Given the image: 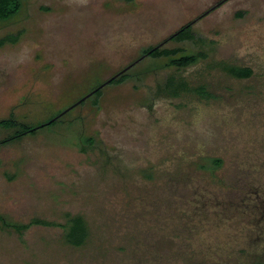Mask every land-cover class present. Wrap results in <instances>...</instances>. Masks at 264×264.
I'll use <instances>...</instances> for the list:
<instances>
[{"label":"rangeland","instance_id":"rangeland-1","mask_svg":"<svg viewBox=\"0 0 264 264\" xmlns=\"http://www.w3.org/2000/svg\"><path fill=\"white\" fill-rule=\"evenodd\" d=\"M195 19L202 41L164 47L205 52L181 73L214 96L158 97L176 69L144 50ZM9 35L0 120L65 114L0 146V214L59 224L80 214L90 237L74 247L61 226L0 228V264L264 260V0H23L0 22ZM220 63L254 73L235 78ZM128 66L127 80L74 106ZM15 131L0 127V139Z\"/></svg>","mask_w":264,"mask_h":264},{"label":"trees","instance_id":"trees-1","mask_svg":"<svg viewBox=\"0 0 264 264\" xmlns=\"http://www.w3.org/2000/svg\"><path fill=\"white\" fill-rule=\"evenodd\" d=\"M222 2H220L221 4ZM23 0H0V22L10 20L15 17L22 8ZM215 8V7H214ZM212 8V9H214ZM208 12L202 14L197 19H200ZM196 22V19L190 21L189 23L183 25L180 29L170 35L166 40L161 44L150 46L144 50V54L147 57H152L159 59L161 57H167L168 63L167 67H174L176 72L169 75L163 83L157 85L156 96L163 98H180L184 96H194L202 100L211 99L214 95L209 90V86L205 83H195L194 79L191 76H186L181 73V71L194 66L206 59L207 54L203 51L198 52H186L184 48H168L164 45L169 41H202L201 38L197 37L193 31V25ZM18 40V36L9 35L0 39V46L12 42L15 43ZM221 64V63H220ZM219 64V65H220ZM222 67L227 71L228 74L235 78L245 79L250 78L253 75V69L247 66H238V65H228L225 63L221 64ZM129 78L127 72H123L119 77H111L109 84L122 83ZM93 95L100 96L102 93V88L97 87ZM81 103H84L82 101ZM58 117V116H57ZM53 117L46 121L43 124L38 125H29L26 122L19 121L16 117H10L0 120V127L5 129L16 130L13 134L0 139V146L8 145L16 140L23 139L24 136L29 134H36L39 129L45 127L46 125L56 123L60 117ZM57 118V119H55ZM19 128H21L19 130ZM18 129V130H17ZM87 145L93 146L95 139L89 137L87 139ZM213 169L220 168L223 165V160L221 158H211L210 159ZM205 167V166H204ZM33 225H45V226H61L64 229V240L67 244L74 247H81L85 245L90 237V227L83 215H72L68 214V218L65 224H59L56 222L48 221L41 218H34L29 223H19L13 222L7 219V217L0 214V228L13 230L23 235L26 230H28ZM259 257V256H258ZM249 263V262H248ZM251 264H264V260L260 257L257 258V261Z\"/></svg>","mask_w":264,"mask_h":264},{"label":"water","instance_id":"water-1","mask_svg":"<svg viewBox=\"0 0 264 264\" xmlns=\"http://www.w3.org/2000/svg\"><path fill=\"white\" fill-rule=\"evenodd\" d=\"M129 67L130 66H128L126 69H124V70H122L121 72H119V73H117L116 75H114L113 76V78H117V77H119L123 72H125L127 69H129ZM111 81V78L110 79H108L106 82H104L103 84H101L100 86H99V88H103L104 86H106L109 82ZM94 92L95 91H92L91 93H89V94H87L85 97H83L81 100H79L76 104H74V106H76L77 104H79V103H81L82 101H84V100H86L87 98H89L90 96H92L93 94H94ZM73 106V107H74ZM65 113H62V114H60L58 117H60V116H62V115H64ZM57 117V118H58ZM57 118H55V119H57Z\"/></svg>","mask_w":264,"mask_h":264},{"label":"flooded vegetation","instance_id":"flooded-vegetation-1","mask_svg":"<svg viewBox=\"0 0 264 264\" xmlns=\"http://www.w3.org/2000/svg\"><path fill=\"white\" fill-rule=\"evenodd\" d=\"M142 57H147L145 54H143V56ZM127 68V67H126ZM110 79V78H109ZM109 84V83H108Z\"/></svg>","mask_w":264,"mask_h":264}]
</instances>
